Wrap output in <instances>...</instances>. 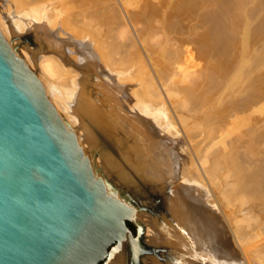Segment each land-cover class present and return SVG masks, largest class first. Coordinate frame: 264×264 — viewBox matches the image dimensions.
I'll list each match as a JSON object with an SVG mask.
<instances>
[{
    "label": "bare ground",
    "instance_id": "1",
    "mask_svg": "<svg viewBox=\"0 0 264 264\" xmlns=\"http://www.w3.org/2000/svg\"><path fill=\"white\" fill-rule=\"evenodd\" d=\"M0 28L131 207L138 264H264V0H0ZM111 256L135 264L129 233Z\"/></svg>",
    "mask_w": 264,
    "mask_h": 264
},
{
    "label": "water",
    "instance_id": "2",
    "mask_svg": "<svg viewBox=\"0 0 264 264\" xmlns=\"http://www.w3.org/2000/svg\"><path fill=\"white\" fill-rule=\"evenodd\" d=\"M0 28V264H107L143 231Z\"/></svg>",
    "mask_w": 264,
    "mask_h": 264
},
{
    "label": "rangeland",
    "instance_id": "3",
    "mask_svg": "<svg viewBox=\"0 0 264 264\" xmlns=\"http://www.w3.org/2000/svg\"><path fill=\"white\" fill-rule=\"evenodd\" d=\"M116 191V190H115ZM132 215H134V214H132L131 213V220L139 227V225L136 223V221H135V219L132 217ZM142 235H143V233L140 235V239H141V237H142ZM112 257V256H111ZM111 257L109 258V260L111 259ZM109 260L107 261V264H108V262H109Z\"/></svg>",
    "mask_w": 264,
    "mask_h": 264
}]
</instances>
